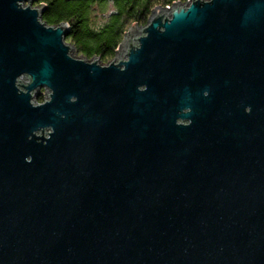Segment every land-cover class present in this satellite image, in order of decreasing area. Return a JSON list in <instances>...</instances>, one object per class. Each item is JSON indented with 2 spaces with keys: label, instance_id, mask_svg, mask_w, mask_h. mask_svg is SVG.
Returning <instances> with one entry per match:
<instances>
[{
  "label": "water",
  "instance_id": "obj_1",
  "mask_svg": "<svg viewBox=\"0 0 264 264\" xmlns=\"http://www.w3.org/2000/svg\"><path fill=\"white\" fill-rule=\"evenodd\" d=\"M37 1L0 0V264H264V0L157 7L107 65Z\"/></svg>",
  "mask_w": 264,
  "mask_h": 264
},
{
  "label": "trees",
  "instance_id": "obj_2",
  "mask_svg": "<svg viewBox=\"0 0 264 264\" xmlns=\"http://www.w3.org/2000/svg\"><path fill=\"white\" fill-rule=\"evenodd\" d=\"M185 0H38L44 7L46 26L65 24L66 42L83 58L108 64L124 39L128 27L144 26L157 7H170ZM41 102V98L38 99Z\"/></svg>",
  "mask_w": 264,
  "mask_h": 264
},
{
  "label": "rangeland",
  "instance_id": "obj_3",
  "mask_svg": "<svg viewBox=\"0 0 264 264\" xmlns=\"http://www.w3.org/2000/svg\"><path fill=\"white\" fill-rule=\"evenodd\" d=\"M33 6H34V8H35V7H36V8L38 7V6H36V4H34ZM38 8H39V7H38ZM130 28H131V27H128V29H127V31H126L125 34H127V33L129 32V29H130ZM130 35H131V33H128V34H127V37H129ZM127 37H126V38H127ZM67 44H68V43H67ZM117 50H118V49H117ZM117 50H116V51H117ZM121 53H123L122 50H121ZM71 54H72V56L77 57V58H81V57H82V56H80L75 50L72 51ZM117 55H120V50H118ZM114 58H115V57H114ZM82 59H85V58L82 57ZM93 59H94V58H93ZM85 60H86V59H85ZM95 60L99 61V64H100V65H107V63H106V64H102V62H101L99 59H97V58H96ZM21 81L23 82L24 79L22 78ZM39 98H41V102L38 101ZM45 99H46V92H45L44 90L41 91V93L38 94L37 96H35V98H34V100H35L37 103H43Z\"/></svg>",
  "mask_w": 264,
  "mask_h": 264
},
{
  "label": "built area",
  "instance_id": "obj_4",
  "mask_svg": "<svg viewBox=\"0 0 264 264\" xmlns=\"http://www.w3.org/2000/svg\"><path fill=\"white\" fill-rule=\"evenodd\" d=\"M186 1H187V0H185V1H184V2H182V3H181V2H179V4H184V3H186ZM174 3H177V2H174ZM171 7H172V6H170V7H164L163 9H165V8H167V9H170Z\"/></svg>",
  "mask_w": 264,
  "mask_h": 264
}]
</instances>
